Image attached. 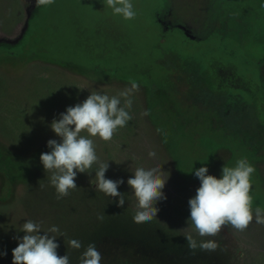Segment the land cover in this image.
Here are the masks:
<instances>
[{
  "label": "rangeland",
  "instance_id": "1",
  "mask_svg": "<svg viewBox=\"0 0 264 264\" xmlns=\"http://www.w3.org/2000/svg\"><path fill=\"white\" fill-rule=\"evenodd\" d=\"M67 1L36 7L35 0H0V253H6L0 264H12L14 237L25 234L20 229L29 219L66 234L57 237V252L70 264H79L90 243L102 254L101 264H264V224L254 219L242 232L226 226L215 237H200L188 221V201L200 186L195 169L206 166L220 178L222 167L240 158L255 168L253 212L264 208V82L243 69L264 67V0H164L167 22L181 23L198 38L223 37L241 64L203 45L162 54L140 46L113 54L109 61L121 67L114 77L95 74L75 52L40 51L47 18L62 13ZM62 33L59 42L72 48ZM95 44L83 41L79 50L95 53ZM131 81L139 84L132 119L110 141L92 137L98 157L109 163L105 177L124 181L118 188L124 206L96 191L95 171L77 173V188L57 200L40 161L50 151L47 141L60 139L52 121L91 92L117 95ZM151 86L159 91L152 94ZM157 166L167 179V199L156 204V219L137 224L127 180L137 167ZM186 233L198 242L215 240L218 248L192 251ZM68 239L82 247L72 249Z\"/></svg>",
  "mask_w": 264,
  "mask_h": 264
},
{
  "label": "clouds",
  "instance_id": "2",
  "mask_svg": "<svg viewBox=\"0 0 264 264\" xmlns=\"http://www.w3.org/2000/svg\"><path fill=\"white\" fill-rule=\"evenodd\" d=\"M36 7L51 5L54 0H35ZM113 15L124 20H132L136 16L131 0H105ZM139 90V84L130 82V87L117 95L109 96L98 91L91 92L87 98L74 106L67 107L50 125L59 137L47 141L49 152L40 155V161L46 173H50V185L55 188L56 199H62L77 188V173L91 174L95 171L96 191L110 198H119L117 205L123 207L125 195L118 191L123 179L112 180L105 177L109 163L101 161L96 153L92 137L107 142L118 129L126 126L132 119L129 110L132 108V95ZM123 102V103H122ZM147 115V112L143 113ZM86 133L87 135H82ZM155 157V151L148 153ZM255 168L246 158L236 161L234 167L223 166L222 175L217 178L208 174L206 166L195 169L194 175L200 186L195 195L189 199V220L200 237H215L222 229L230 226L234 231L242 232L253 222L264 224V208L257 206L253 212L251 176ZM167 179L163 178L161 167H137L127 184L137 203L134 208L133 221L137 224L151 222L156 219L159 209L156 204L167 197L163 193ZM91 181L90 183H92ZM104 215H98L99 220ZM22 237H14L18 245L12 250V264H70L67 254L61 256L57 249V237H63L58 226L42 230V222L27 220L22 224ZM43 233V234H41ZM190 250L197 248L203 251H215L218 244L215 240H200L191 233L185 236ZM72 249H80L82 244L77 239H68ZM6 255V253H0ZM102 254L94 243L87 245L79 264H101Z\"/></svg>",
  "mask_w": 264,
  "mask_h": 264
},
{
  "label": "trees",
  "instance_id": "3",
  "mask_svg": "<svg viewBox=\"0 0 264 264\" xmlns=\"http://www.w3.org/2000/svg\"><path fill=\"white\" fill-rule=\"evenodd\" d=\"M67 3L68 5L62 8V13L47 18V30L39 41L40 51L47 49L49 54H54L57 47L62 56L75 52L76 55L83 56L82 64L89 65V70L97 75L118 76L121 67L112 65L114 63L109 61L110 58L114 53L125 56L128 52L126 50L140 46H147L150 50L162 54L166 51L193 48L195 44L203 45L204 47L200 48L212 51L222 58L232 59L233 55L234 63L241 64L236 55L237 51L225 43L223 37L210 34L192 40L187 35L191 32L181 23L167 22L164 18V0H131L136 12L132 20L113 15L105 0H68ZM62 32L73 41L74 44L70 46L72 48L59 42ZM83 41L95 42V53L80 52L79 45ZM160 61L167 63L164 58ZM248 64L254 65L252 62ZM257 67L260 69L256 70ZM257 67L255 70L242 68L255 72L259 82H264V67ZM150 89L152 94L159 91L153 86Z\"/></svg>",
  "mask_w": 264,
  "mask_h": 264
},
{
  "label": "flooded vegetation",
  "instance_id": "4",
  "mask_svg": "<svg viewBox=\"0 0 264 264\" xmlns=\"http://www.w3.org/2000/svg\"><path fill=\"white\" fill-rule=\"evenodd\" d=\"M185 27V26H184ZM190 32V31H189ZM192 40H194L195 38H196V36H194V35H192L191 33H190V35L189 34H187Z\"/></svg>",
  "mask_w": 264,
  "mask_h": 264
}]
</instances>
